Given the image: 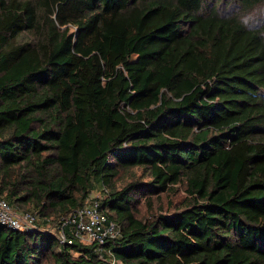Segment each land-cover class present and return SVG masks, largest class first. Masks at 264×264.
<instances>
[{
  "label": "trees",
  "instance_id": "trees-1",
  "mask_svg": "<svg viewBox=\"0 0 264 264\" xmlns=\"http://www.w3.org/2000/svg\"><path fill=\"white\" fill-rule=\"evenodd\" d=\"M222 1L0 0V196L43 223L0 264H264V35ZM95 189L120 236L44 227Z\"/></svg>",
  "mask_w": 264,
  "mask_h": 264
},
{
  "label": "built area",
  "instance_id": "built-area-1",
  "mask_svg": "<svg viewBox=\"0 0 264 264\" xmlns=\"http://www.w3.org/2000/svg\"><path fill=\"white\" fill-rule=\"evenodd\" d=\"M99 198L88 199L84 205L58 219L56 226L60 242L72 243L74 239H78L85 243H98L100 249L105 241L120 236V226L109 220L107 215L99 209ZM40 221L41 219L34 211L18 210L7 199L0 196V224L24 231L40 228L42 226L39 224ZM50 225L48 219L44 227L48 228ZM66 228H70L74 238L67 236ZM109 261L112 264L115 263L113 258H109Z\"/></svg>",
  "mask_w": 264,
  "mask_h": 264
},
{
  "label": "rangeland",
  "instance_id": "rangeland-1",
  "mask_svg": "<svg viewBox=\"0 0 264 264\" xmlns=\"http://www.w3.org/2000/svg\"><path fill=\"white\" fill-rule=\"evenodd\" d=\"M223 2V3H222ZM218 6V11L220 14L225 16L238 15V17L249 27L253 29H261L262 34L264 35V0L252 7L244 8L239 0H223ZM182 193H179L175 196V199H180ZM101 196L100 190L95 189L92 191L89 199L99 198ZM52 219L55 218L53 215ZM50 218V219H51ZM57 221L50 220V226L54 230L57 229ZM39 224H43L42 221Z\"/></svg>",
  "mask_w": 264,
  "mask_h": 264
}]
</instances>
